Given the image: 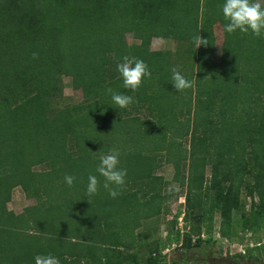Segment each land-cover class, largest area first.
Segmentation results:
<instances>
[{"label":"trees","instance_id":"16d2710c","mask_svg":"<svg viewBox=\"0 0 264 264\" xmlns=\"http://www.w3.org/2000/svg\"><path fill=\"white\" fill-rule=\"evenodd\" d=\"M222 2L0 0V264H35L36 255L49 253L60 264H122L121 251L134 248L142 223L167 213L179 194L158 175L164 164L184 190L190 226L176 250L214 244L216 214L217 231L231 244L234 228L256 233L264 227V37L224 33ZM215 28L222 33L218 63ZM126 34L139 44L129 46ZM198 35L206 46H194ZM154 38L184 48L153 52ZM125 56L151 70L136 92L123 88L116 71ZM173 68L193 81L191 88L173 87ZM63 76L83 100L54 110ZM109 88L134 103L118 108ZM111 148L127 170L116 198L96 172ZM66 174L76 177L72 187ZM90 174L101 185L91 198L85 194ZM16 188L35 200L20 215L7 209ZM243 194L259 201L248 213ZM179 216L164 246L144 244L146 261L133 252L132 263H164L162 251L180 241Z\"/></svg>","mask_w":264,"mask_h":264},{"label":"rangeland","instance_id":"374dc122","mask_svg":"<svg viewBox=\"0 0 264 264\" xmlns=\"http://www.w3.org/2000/svg\"><path fill=\"white\" fill-rule=\"evenodd\" d=\"M216 35V45L214 46L212 52V58L215 62H220L221 60V44H222V33L220 28H215ZM125 41L129 46L139 44V41L133 38L132 34L125 35ZM150 50L155 51H171L177 52L184 48V45H178L176 42L171 40L154 38L150 43ZM183 61V57L178 60V64ZM182 67V71H183ZM62 92L58 98L52 103L54 110L62 109L68 106H74L82 102L83 96L81 91L75 90L72 86V80L69 77L63 76L61 78ZM144 118L146 116H143ZM184 147L188 149L189 143L184 142ZM159 176H162L165 181L171 184L168 191L175 190L179 192L178 196H173L170 198L168 203V212L161 215L160 217L148 221H144L140 229L136 231L137 242L133 249L122 252V264H134L130 260V255L133 252H137L138 259L141 262H145L148 257L149 248L143 246L153 247L156 240H161L162 245L166 243V237L168 231L171 228L172 222L180 215L185 214V198L184 190H182L178 184L173 183L174 169L169 164H164L162 169L158 172ZM206 177H210V169L206 170ZM258 204V199L255 197L254 200L246 197L244 194L241 197L242 210L248 213L251 209L252 203ZM35 205V200L27 199L20 188H16L11 193L10 202L7 205V209L13 212L15 215H20L23 211ZM237 214L234 213V218ZM192 220V217L189 218ZM214 244H204L199 248L190 249L187 251L183 250H170L164 256L166 257L162 264H264V250L262 246L264 245V227L256 233H251L250 231H244L240 227L238 229H233L231 237L234 238V244L229 241L218 238V234H215L219 229L220 218L216 214L213 219ZM177 228L180 225L177 221ZM185 222V221H184ZM186 227H190L187 223H184ZM183 226V224L181 223ZM184 227V226H183ZM184 227V230L187 228ZM203 229L206 228V223L201 226ZM143 234H146V239L143 238ZM203 239L207 238L205 233H202ZM261 245V247H259ZM245 255V258L241 256Z\"/></svg>","mask_w":264,"mask_h":264},{"label":"clouds","instance_id":"9594fccd","mask_svg":"<svg viewBox=\"0 0 264 264\" xmlns=\"http://www.w3.org/2000/svg\"><path fill=\"white\" fill-rule=\"evenodd\" d=\"M226 24L223 26V32L233 34L251 33L255 37H264V0H223L219 6ZM193 43L196 48L201 45H207V40L202 39L200 35L193 37ZM116 71L119 73L123 88L132 92L138 91L145 80L151 77V70L141 59L125 56L116 64ZM170 83L178 91L182 92L193 85V81L186 78L179 70H171ZM111 97L112 104L120 109H126L134 103V97L125 93L113 91L111 88L106 90ZM121 153L116 148H111L106 154L99 157V165L96 172L104 178L102 184L107 194L116 198L121 194V190L126 185L127 170L120 167ZM76 182V177L66 174L64 183L72 187ZM100 182L96 175L88 176L86 186V196L91 198L100 190ZM35 264H60V259L49 253L47 255H36Z\"/></svg>","mask_w":264,"mask_h":264},{"label":"built area","instance_id":"2783aa9c","mask_svg":"<svg viewBox=\"0 0 264 264\" xmlns=\"http://www.w3.org/2000/svg\"><path fill=\"white\" fill-rule=\"evenodd\" d=\"M177 221H179L180 225H178V228L176 226L175 228V232H178L180 235V241L178 243H172L170 246L165 247V249L162 251V256H164L166 253H168L170 250H174V249H179L182 246V239H183V235L189 230V227L185 226V222H184V215L179 216V218L177 219ZM181 223L183 224L184 227H186L187 229L184 230V227L181 225ZM218 234V238L220 239V235L218 233V231L215 233ZM201 239H203V235L200 236Z\"/></svg>","mask_w":264,"mask_h":264}]
</instances>
